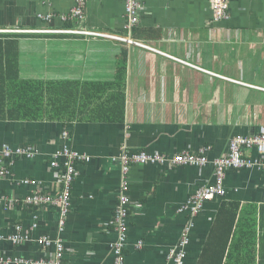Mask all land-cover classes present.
Masks as SVG:
<instances>
[{"label": "crops", "instance_id": "0c3cea01", "mask_svg": "<svg viewBox=\"0 0 264 264\" xmlns=\"http://www.w3.org/2000/svg\"><path fill=\"white\" fill-rule=\"evenodd\" d=\"M209 1L139 0L137 24L128 31L123 0H84L83 20L69 22L61 17L76 0H0V30H22L0 33L19 36L21 78L117 82L124 98L122 122L94 119L93 104L69 121L0 120V149L31 146L36 152L31 159L16 158L10 176L0 180L1 235L8 236L17 225L29 230L36 223L29 237H59L62 264H113L110 244L116 232L109 222L121 180V165L114 158L122 148L172 156L210 146L206 156L212 160L227 153L234 135H252L264 126V0H229L230 19L219 23L211 21ZM46 15L52 16L50 22L40 18ZM35 30L91 31L129 38L147 48ZM64 146L89 161L74 165L70 208L58 233L57 209L22 204L36 190L21 182L36 180L56 193L63 159L54 155ZM245 154L259 158L252 150ZM127 178L125 264H170L168 252L188 217L177 209L196 190L212 183L213 168L134 165ZM224 188V197L206 202L195 217L184 264H194L213 227L217 224L220 229L233 208L235 223L254 220L255 245L251 247L250 239L231 229L224 256L228 254L232 264H246L251 258L264 264V172L228 170ZM224 238V232H215L211 256L218 257ZM51 255V249L34 241L19 246L0 243V256L5 258L47 260Z\"/></svg>", "mask_w": 264, "mask_h": 264}, {"label": "built area", "instance_id": "2783aa9c", "mask_svg": "<svg viewBox=\"0 0 264 264\" xmlns=\"http://www.w3.org/2000/svg\"><path fill=\"white\" fill-rule=\"evenodd\" d=\"M125 20L124 27L130 31L138 21V13L141 8L139 0H123ZM84 0H76L72 9H70L64 16L61 17L62 22H69L72 20L82 21ZM209 9L211 13V21L219 23L230 19L229 0H210ZM45 22H50L52 16L46 15L40 17ZM26 33V31H24ZM0 33H22V30H0ZM34 33H69L82 34L87 36L110 39L117 42L138 45L147 48L144 45L136 43L129 38L106 35L103 33H96L91 31H42L35 30ZM157 54L162 52L152 49ZM179 63L189 65L179 59ZM207 72V71H205ZM208 74H212L207 72ZM63 133V137H66ZM211 147L206 146L199 148L196 152L182 151L172 156L161 154L158 152L148 153L146 151H127L125 148L121 149L120 154L114 159L121 165V180L120 191L118 195V204L114 210L113 219L109 222L110 227L116 233V239L110 244V251L113 256V264H125V247L127 242V225L126 217L128 216L129 199L127 197L128 181L127 176L130 168L134 165H151L164 166L173 168L175 166H189L195 168H203L211 165L213 168V181L209 185H205L196 190L188 199L177 209L178 213H185L188 217L185 226L181 230L177 243L169 250L167 259L170 264H184L187 256L186 249L190 243V232L194 228V219L202 211L206 202L212 201L216 198H222L225 195L224 179L228 170H252L255 169L264 172V160L261 156L264 155V126H260L256 133L252 135H234L229 139L227 145V153L221 157L209 160L206 153L210 151ZM254 151L259 158L247 157L246 151ZM35 150L31 146H19L11 148L8 145H2L0 149V180L6 179L10 176V168L12 167L16 158L31 159L35 155ZM54 158L63 159L62 176L58 181V189L56 193L50 192L47 187L36 180H25L21 183L30 184L35 188L32 196L23 200V204L31 207H50L56 208L58 211L57 231H63L65 222L67 220L70 208V190L74 182L76 163L89 161L88 157L79 154L68 146H64L60 152L54 155ZM51 166H57L53 161ZM36 229V223H32L29 230H23L20 226H15L13 232L4 236L0 234V243L9 242L13 246H19L28 241H34L37 245L43 248L52 250V255L49 259H24L20 257L5 258L0 256V264H62L63 260V244L59 237L51 238L48 236H40L37 239L29 237V231ZM141 243H137L140 247Z\"/></svg>", "mask_w": 264, "mask_h": 264}, {"label": "trees", "instance_id": "16d2710c", "mask_svg": "<svg viewBox=\"0 0 264 264\" xmlns=\"http://www.w3.org/2000/svg\"><path fill=\"white\" fill-rule=\"evenodd\" d=\"M18 38V35L0 34V120L37 121L48 119L69 121L83 115L87 107L93 104L94 108L91 115L94 119L105 122L123 121L122 84H117V82L95 84H80L74 81L42 82L30 78H21ZM121 70H124V66L120 68V73ZM116 77L121 78V74H117ZM101 96H104V99H101ZM235 216L236 211L233 208L231 218L226 217L220 229L217 224L213 227L202 254H199L194 264H232L231 261L229 262L228 254L224 256L231 229L245 235L251 240L250 246L254 247V220L251 219L250 224L243 223V220L235 223ZM215 232H224L225 234L224 241L219 246L220 248L218 247L220 253L216 258L210 255ZM246 264L256 263L254 258H251L246 260Z\"/></svg>", "mask_w": 264, "mask_h": 264}, {"label": "bare ground", "instance_id": "6f19581e", "mask_svg": "<svg viewBox=\"0 0 264 264\" xmlns=\"http://www.w3.org/2000/svg\"><path fill=\"white\" fill-rule=\"evenodd\" d=\"M83 8V7H82ZM46 30V29H45ZM54 31H56V30H54ZM34 32V31H33ZM62 133V132H61ZM60 133V134H61ZM62 135V134H61ZM69 142V141H68ZM64 143V142H63ZM70 148V147H69ZM143 151V150H142ZM58 152V151H57ZM245 155H247V154H245ZM85 156V155H84ZM248 157V156H247ZM130 171V170H129ZM23 204V203H22ZM114 216V215H113ZM113 218V217H112ZM128 219V218H127ZM64 250V249H63Z\"/></svg>", "mask_w": 264, "mask_h": 264}, {"label": "rangeland", "instance_id": "374dc122", "mask_svg": "<svg viewBox=\"0 0 264 264\" xmlns=\"http://www.w3.org/2000/svg\"><path fill=\"white\" fill-rule=\"evenodd\" d=\"M26 65H28V64H23V66H26Z\"/></svg>", "mask_w": 264, "mask_h": 264}]
</instances>
